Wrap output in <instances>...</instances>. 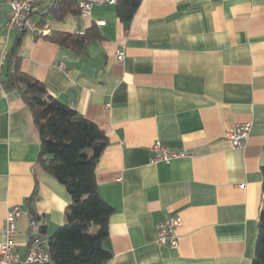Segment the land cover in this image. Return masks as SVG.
Wrapping results in <instances>:
<instances>
[{"label": "crops", "instance_id": "0c3cea01", "mask_svg": "<svg viewBox=\"0 0 264 264\" xmlns=\"http://www.w3.org/2000/svg\"><path fill=\"white\" fill-rule=\"evenodd\" d=\"M52 2L35 8L38 30L21 34L8 31L11 6L0 0V243L11 207L25 214L14 239L24 258L31 234L52 236L72 201L39 166L32 114L3 83L20 41L21 69L109 139L96 166L114 209L108 264H252L264 200V0H141L127 25L117 3L60 21L47 15ZM91 29L99 37L81 51L46 38ZM242 123L250 136L234 148L225 136ZM156 142L190 157L153 163ZM171 217L182 219L176 249L157 243Z\"/></svg>", "mask_w": 264, "mask_h": 264}, {"label": "trees", "instance_id": "16d2710c", "mask_svg": "<svg viewBox=\"0 0 264 264\" xmlns=\"http://www.w3.org/2000/svg\"><path fill=\"white\" fill-rule=\"evenodd\" d=\"M116 3L117 16L127 25L141 0H118ZM46 9L47 15L52 14L60 21L80 13L77 0H53ZM44 24V20L39 23ZM97 37L98 32L91 29L79 35L52 32L46 38L81 51L88 41ZM19 45L20 41L7 56L4 86L16 89L32 114L41 141L39 166L66 188L72 200L65 211V223L49 237L50 258L42 264H108L113 255L104 242L114 209L99 193L96 166L109 139L96 123L51 96L43 82L21 69ZM262 171L264 176V166ZM258 229L252 264H264V200ZM45 233V229L40 228L37 236L45 237ZM33 238L31 236V242Z\"/></svg>", "mask_w": 264, "mask_h": 264}, {"label": "built area", "instance_id": "2783aa9c", "mask_svg": "<svg viewBox=\"0 0 264 264\" xmlns=\"http://www.w3.org/2000/svg\"><path fill=\"white\" fill-rule=\"evenodd\" d=\"M11 6L7 29L9 32H35L38 25L34 20L35 8L48 0H8ZM117 0H83L79 4L80 11L83 15L88 14L93 7L103 6L106 4H115ZM43 33V32H42ZM45 33V32H44ZM119 61H123L125 54L122 49L116 54ZM64 68V65H61ZM252 129L251 123L238 124L233 130L227 132L225 138L234 148H244ZM151 151L153 153L152 162H170L177 159L190 157L185 151H174L168 145L162 142H156ZM25 214L19 206L11 207L6 215L0 243V264H42L49 261L50 239L48 237L34 236L29 251L24 258L16 253L15 236L18 232V223ZM30 230L33 232L37 229V221L30 213H26ZM182 226L180 217H171L163 221L158 226L157 243L161 246L169 245L176 249L179 246L177 230Z\"/></svg>", "mask_w": 264, "mask_h": 264}]
</instances>
